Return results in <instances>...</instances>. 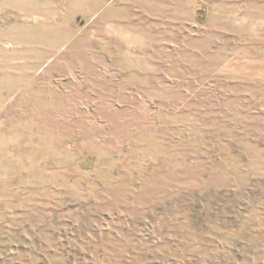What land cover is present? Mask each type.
<instances>
[{
	"label": "rangeland",
	"instance_id": "rangeland-1",
	"mask_svg": "<svg viewBox=\"0 0 264 264\" xmlns=\"http://www.w3.org/2000/svg\"><path fill=\"white\" fill-rule=\"evenodd\" d=\"M0 264H264V0H0Z\"/></svg>",
	"mask_w": 264,
	"mask_h": 264
}]
</instances>
